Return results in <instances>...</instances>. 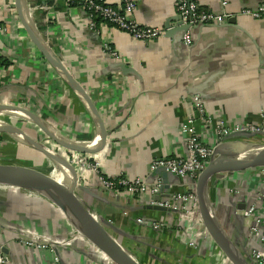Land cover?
<instances>
[{
    "label": "crops",
    "instance_id": "1",
    "mask_svg": "<svg viewBox=\"0 0 264 264\" xmlns=\"http://www.w3.org/2000/svg\"><path fill=\"white\" fill-rule=\"evenodd\" d=\"M27 1L38 13L39 28L44 18L51 19L47 29L44 27L46 41L91 95L112 131L106 147L98 152L69 151L51 144L75 165L78 184L87 191L82 192L85 200L110 222L113 235L142 264H231L204 238L201 221L193 217L196 240H190L187 223L175 225L178 231L171 224L179 213L149 208L148 194L132 197L122 190L106 191L98 174L82 166V160L88 157L108 178L133 179L148 175L150 164L158 158L186 157L187 136L182 128L197 114L194 95L202 97L206 115L212 119L209 126L196 122L197 132L207 144L213 142L215 127L222 120L229 125L257 123L264 114V15L254 18L242 10L256 9L264 0H229L225 9L221 0H192L204 10H226L234 21L194 28L190 44L185 43L182 32L145 41L96 18L93 26L84 7L67 5L64 0ZM179 1L136 0L133 17L143 26L164 28L167 20L178 17ZM110 2L116 6L122 0ZM0 4L8 8L9 0H0ZM0 24L5 28L0 35V62H8L0 67V105L27 108L75 141H94L98 128L89 110L55 68L33 57L38 49L19 16L5 9L0 12ZM106 43L119 53V59L104 49ZM118 63L125 70L117 68ZM0 120L22 127L33 138L48 140L19 114L3 113ZM261 138L251 140L262 143ZM251 140L227 141L237 150L243 143L255 142ZM22 157L43 162L47 158L8 133H0V162L13 163ZM236 174L238 179L230 185L238 184L242 191L234 198L245 199L243 203L249 205L254 199L251 190L258 185L244 179L243 172ZM231 178L217 176L210 194L218 218L243 245L247 227L234 216L231 195L224 185ZM12 189L0 187V245L6 248L7 264H53L51 246L64 264H112L77 231L59 206L28 190H21L17 198ZM187 189V183L178 179L163 194ZM153 221L169 222L170 226L156 230L150 226ZM183 231L186 238L181 236ZM22 239L36 244L26 245Z\"/></svg>",
    "mask_w": 264,
    "mask_h": 264
},
{
    "label": "water",
    "instance_id": "2",
    "mask_svg": "<svg viewBox=\"0 0 264 264\" xmlns=\"http://www.w3.org/2000/svg\"><path fill=\"white\" fill-rule=\"evenodd\" d=\"M15 6L23 27L38 51L46 59L47 63L59 72L64 82L86 105L97 125L98 134L92 142L75 141L55 130L43 117L34 111L19 105H0V115L3 113H14L23 116L26 120L35 124L46 135L48 140L33 138L22 127L4 120H0V133H8L34 151L62 165L69 172L68 182H63L52 174L43 172L37 167H25L0 162V187L28 190L44 195L55 205L59 206L76 225L77 231L103 252L111 261L116 264H142L113 235L110 222L98 215L95 209L85 200L82 192L86 190L78 184V173L75 165L67 156L51 145L55 143L69 151L74 150L84 153L98 152L106 147L108 137L112 131L107 129L102 115L91 95H89L85 87L69 71L63 60L51 49L46 39L35 27L33 20L29 16L26 0H15ZM233 21L234 19L230 18L229 22ZM173 22H176L175 26ZM206 25L208 24H199L196 26H192L191 24L183 25L179 17H176L165 22V36H174L176 32H182L184 35L187 32L191 33L194 28L204 27ZM116 66L117 68L125 70L122 63H118ZM238 137H245L251 140L263 137V135L262 133L238 132L228 136L226 142L216 149L215 154L209 159L206 167L197 178L196 193L202 224L216 246L230 260L231 264H250L247 250L239 244L237 238L232 237L223 222L218 218L210 194L213 181L221 173L235 174L264 167V144L252 142L251 145L246 144L245 146L243 143L237 150L232 149L229 145L230 142L227 140L237 139ZM156 174H160L163 177L166 183L164 189H168L169 181L175 184L176 180L181 179L174 174L166 172L164 169H159ZM161 196H157L156 198L160 199ZM232 205L234 216L240 221L245 222V217L237 213V209L245 210L248 208V205L243 202L234 201H232ZM149 208L169 211V209L160 206L149 205Z\"/></svg>",
    "mask_w": 264,
    "mask_h": 264
},
{
    "label": "built area",
    "instance_id": "3",
    "mask_svg": "<svg viewBox=\"0 0 264 264\" xmlns=\"http://www.w3.org/2000/svg\"><path fill=\"white\" fill-rule=\"evenodd\" d=\"M64 1L67 3V5L78 4L84 7V9L88 11L91 19H93V26L96 25L94 19L100 17L102 21L113 25L114 27H117L122 31L127 32L129 35H131V37L137 40L150 41L165 36L166 30L164 28L143 26L135 20L133 14L137 7L136 0H122V2L116 6L112 5L110 0ZM26 3L31 20H33V23L35 24L37 30L45 38V33L47 34V32H45V28L47 29V26H49V24L51 23V19L49 17L44 18V20L41 21L42 27L39 28V26L41 25L39 24L38 26V13L33 11L31 7L32 5L30 6L29 1H27ZM221 3L225 9L229 4V0H221ZM5 9H7L10 13L18 15V11L15 6V0H9L8 8H5L0 4V12ZM177 11L180 22L183 25L191 24L192 26H196L199 24H223L233 16V14L227 12L226 10H223L221 13L204 10L197 2L192 0H180L177 5ZM242 14L250 15L254 18H260L264 15V5H261L256 9H244L242 10ZM21 26L23 30H25L23 24H21ZM4 30L5 28L0 24V35L4 34ZM184 40L186 44L191 43L190 32L184 34ZM104 49L112 57L119 59V53L114 50L108 43L104 45ZM38 53L39 54H37V52H33V57L42 60L44 63H47L42 54L39 51ZM192 97L197 114L196 116L190 118L188 123L184 124L182 128L184 134H186L187 136L186 157L158 158L150 164L148 175H146L145 177H137L133 179L125 176L119 178H108L105 175L101 174L98 166L94 164V162H90L88 157L83 158L82 166L87 169H92L98 174L99 182L102 188L106 191L112 190L114 192H118L122 190L125 193L130 194L132 197H136L138 195L139 197H143L144 195L148 194L149 196H151L149 205L165 207L169 209L170 213L176 212L187 218L196 217V219L202 222L198 196L196 193L197 178L206 167L209 159L215 154L216 149L221 144L226 142L228 136L238 132L264 134V114H262L261 119L257 123L249 121L246 124L229 125L226 124L223 120L220 121L219 124H217L215 127L216 130H214L215 135L213 142L207 144L203 142V140L199 136L196 128V122L203 121L205 125L209 126L212 119L206 115L205 105L202 97L200 95H194ZM159 169H164L166 172L174 174L181 178L183 182L187 183L188 189L186 191L172 192L170 195L164 196L163 192L166 183L160 174H156ZM227 177H232V180L226 179L224 183L225 188L231 195L232 201H245V199H239V201H236L234 198L235 195L237 196L242 191V187L237 183V185L235 186L230 185L232 181H236L238 179L237 174H227ZM243 177L247 181L255 183L256 185H258V187L251 190L254 199L253 201H250L248 208L245 210L237 209V213L245 217V225L247 227L245 235L246 241L245 243H243L242 247L247 250L246 252L250 264H264V167L245 171L243 172ZM168 186L173 187L175 186V184L169 181ZM157 196H161L160 199H157ZM140 222L144 223V221L142 220H140ZM150 226H152L156 230H160L164 229L165 227H169L170 223L153 221L150 222ZM203 235L204 238L207 239L212 246L214 245L215 247H217L205 227L203 230ZM22 241L25 242L26 245L33 246L36 244L34 241L28 239H22ZM256 243H258V245ZM193 244L194 243H191V245ZM43 245L44 244L37 243L38 247H45ZM51 250L54 254L53 264H64L63 262H61V257L57 254L54 246H51ZM9 261L10 260L6 254V248L2 244L0 245V264H7L9 263ZM111 263L116 264L113 261H111Z\"/></svg>",
    "mask_w": 264,
    "mask_h": 264
},
{
    "label": "rangeland",
    "instance_id": "4",
    "mask_svg": "<svg viewBox=\"0 0 264 264\" xmlns=\"http://www.w3.org/2000/svg\"><path fill=\"white\" fill-rule=\"evenodd\" d=\"M262 135H263V137L261 138L262 140L260 139L261 140L260 142H262V144H264V134H262ZM251 141L257 142L256 140H251ZM3 150L6 151L5 148ZM41 157H43V156H41ZM12 164L19 165V166H25V167H37L40 170H42L43 172H47L50 174H57L56 163L54 161H52L51 159H48V158H46V160L43 162V161H37V159H34V158H26V160H25L22 157V158H16L15 160L13 159Z\"/></svg>",
    "mask_w": 264,
    "mask_h": 264
},
{
    "label": "trees",
    "instance_id": "5",
    "mask_svg": "<svg viewBox=\"0 0 264 264\" xmlns=\"http://www.w3.org/2000/svg\"><path fill=\"white\" fill-rule=\"evenodd\" d=\"M99 20H102L100 17H98V18H96V21L98 22ZM8 64V62H5V63H1L0 62V67L1 66H4V65H7ZM224 174V173H223ZM222 173H221V175H223ZM13 190V195H15V197H21L20 195V193H21V190L22 189H12ZM16 198V199H17ZM194 218H196V217H194ZM177 219L178 220H173L175 223H171V224H173V227H174V230L176 231L177 229V226H175V225H177V224H180V225H186V223H187V228L186 229H188V236H189V239L190 240H196V237L193 235L194 234V230L196 231V229H194L193 227L195 226L194 225V222H193V218H187V217H184V216H182L181 214H179L178 216H177ZM178 221V222H177ZM178 231V230H177ZM186 233V232H185ZM185 233H184V231L181 233V236H184L185 237ZM186 238V237H185Z\"/></svg>",
    "mask_w": 264,
    "mask_h": 264
},
{
    "label": "bare ground",
    "instance_id": "6",
    "mask_svg": "<svg viewBox=\"0 0 264 264\" xmlns=\"http://www.w3.org/2000/svg\"><path fill=\"white\" fill-rule=\"evenodd\" d=\"M56 171L57 174H52L54 177H56L57 179H59L60 181L63 182H68V178H69V172L66 168H64L62 165L57 164L56 163Z\"/></svg>",
    "mask_w": 264,
    "mask_h": 264
}]
</instances>
